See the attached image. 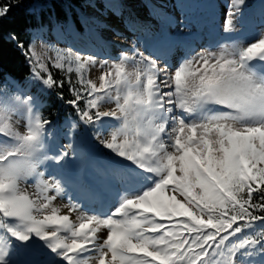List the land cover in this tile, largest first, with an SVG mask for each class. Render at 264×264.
Returning <instances> with one entry per match:
<instances>
[{
	"label": "snow or ice",
	"instance_id": "snow-or-ice-1",
	"mask_svg": "<svg viewBox=\"0 0 264 264\" xmlns=\"http://www.w3.org/2000/svg\"><path fill=\"white\" fill-rule=\"evenodd\" d=\"M19 3L0 0V33ZM247 6L228 0L226 33ZM7 38L31 82L76 119L69 142L53 146L40 97L0 76V264H264V20L251 41L174 67L135 45L98 60L70 48L38 52L36 33L27 46L14 32ZM93 68L103 70L98 82ZM81 126L106 150L116 195L100 209L69 196L62 214L54 202L65 186L41 169L76 154ZM20 253L26 259H14Z\"/></svg>",
	"mask_w": 264,
	"mask_h": 264
},
{
	"label": "rangeland",
	"instance_id": "rangeland-1",
	"mask_svg": "<svg viewBox=\"0 0 264 264\" xmlns=\"http://www.w3.org/2000/svg\"><path fill=\"white\" fill-rule=\"evenodd\" d=\"M160 1L163 2L165 9L159 10L158 14L156 15L158 16L160 14L161 17V12L162 14H164V11L169 12L171 21H167V19L165 18H159V20H157L159 26L157 25V27H155L154 24L145 23V25L141 29H137V28L128 29V31L118 30L114 26L115 21H113L112 18L118 21L119 20L125 21L126 19H130V20L136 19L137 14L130 13V10L128 9L131 6L130 4L124 3L123 0H107L106 3L107 5L102 7V9L97 10V12H99L102 18L106 19V22H100V21L98 22V21L90 20L87 13V7L86 5H84L85 13L81 16L82 31H77L72 25V23L65 27L58 26V28H56L51 33L47 32L46 30L45 31L43 30L41 33H39L36 30H33V33H36L37 51L43 52L48 49L70 48L73 51L80 52L83 55H94L97 57L98 60H105V59L115 60L119 58L121 51H128L131 49V48L122 49V47H120V44L116 43L118 42V39L126 38V36L127 37L130 36L129 38L132 39L133 42L136 41L141 42L139 40L140 35L144 34V32L145 33L148 32L149 37L147 38V40L145 39L144 42L145 44L143 45V47H141V50L142 52L145 53V55H152V54H148L147 52H151L152 47L155 44L165 42L167 38L169 39L179 38L181 40L186 41L187 39H190V37H195L194 35L197 34L198 30L193 32V27L191 25H186L185 27H183L184 22L182 20V17L179 16L181 15L180 10L178 12V9L176 8V3L178 0H160ZM190 1L194 3L200 2L198 0H190ZM140 2H142L145 5V3H147V0H141ZM111 3L124 5L126 7L125 11L121 10L123 13L119 11H115V12L112 11L111 6L109 5ZM261 3H264V0H262ZM181 4H184V2ZM185 5L187 4L185 3L184 6ZM225 6L226 7L224 8L226 10L225 9L223 10V20L225 17V13L227 11V4ZM249 7L251 6L248 5L247 8ZM255 9L256 7H254V10ZM258 12H264V9L262 10L258 7ZM141 14L142 16L149 15L148 12H142ZM252 15H255L258 18L256 14H250V16ZM164 16L166 17V15ZM221 18H222V13L219 16L215 17V19H219L215 27L217 29H220L219 31L222 33L221 28L223 27V20ZM172 19L176 22L175 25H173ZM107 22L110 23L107 24ZM260 25H258V27H255L252 30L254 34L260 30ZM149 29L152 30L153 32L151 33ZM101 31H103L102 35L100 33ZM239 31L240 29L237 27L235 34L239 33ZM116 32H119L121 35L116 36L115 35ZM32 38H33V34H32ZM235 39H238L239 41H243L242 39L239 38H235ZM178 44L180 45V43ZM171 45H173L172 42ZM203 50L204 49H201L199 51H203ZM49 54L51 55L53 53L49 52ZM175 65L177 64L175 63L174 66ZM51 70L53 71L54 76L57 75L63 78L58 70L54 68ZM102 71L103 70L101 69L93 68L89 73V76L90 78L97 80L98 82V77L101 75ZM97 73H99V75H97L96 77L95 75ZM38 96L40 97L41 100V106L39 110L42 112L46 103L45 100L43 99V96L40 95ZM105 107H111V105H106ZM68 123L69 121L63 124L53 121L52 129H51V143L53 144V146L59 147L69 142L67 136L65 135L67 131ZM20 127L21 130H23V121H21ZM76 136H78V133L76 134ZM76 136L74 137L76 154L73 157L69 158V160L63 162L61 165H56L53 164L52 162H47V164L42 165L41 170L47 168L46 177L49 175H54L57 179L61 180V182L64 184L66 189V194L61 198L58 197L57 200L54 202V204L58 207L64 206L65 204L69 203L68 197L71 196L74 202L79 201L80 203L84 204L86 208H96V209L106 208L110 204V202L115 198L116 195L115 187L113 183L110 181L109 177L104 178L102 176V171L106 167V162H107L106 150L99 148L92 140L89 139V135L86 142L84 143H82L81 140H77ZM72 172L78 173V175L81 177L80 179L81 181L79 182L80 185L85 186L89 184L90 187L93 186L94 189L99 190V193L101 192V194L96 197H89L80 194L78 192L80 191L79 189H77L78 193H76L74 191V188H72L70 185L69 187L66 186L65 180H67L72 175ZM31 184L32 181L29 180L27 185L29 191L32 190L30 187ZM103 185L107 187L105 190H103ZM90 193L94 194L95 196V193L97 192H90ZM66 211L69 213L68 208H66ZM71 216L72 219L75 220V214L72 213ZM14 259L22 261L26 259V257L24 256L23 253H20L19 255L15 256Z\"/></svg>",
	"mask_w": 264,
	"mask_h": 264
},
{
	"label": "trees",
	"instance_id": "trees-1",
	"mask_svg": "<svg viewBox=\"0 0 264 264\" xmlns=\"http://www.w3.org/2000/svg\"><path fill=\"white\" fill-rule=\"evenodd\" d=\"M93 0H20L19 6L14 7L10 15L3 22L0 33V76L8 80L13 78L25 87H31L40 92L38 86L30 80V67L24 55L13 41L7 38L9 32L18 34L20 40L27 43L32 40L33 30L47 27L53 29L60 24L67 25L74 21L81 29L80 17L84 11V3ZM61 79L60 76H55ZM66 99H71L67 85L63 89ZM46 99L45 117L55 119L75 114L72 107L64 104L57 98L55 92L48 94ZM255 198V194H254Z\"/></svg>",
	"mask_w": 264,
	"mask_h": 264
},
{
	"label": "bare ground",
	"instance_id": "bare-ground-1",
	"mask_svg": "<svg viewBox=\"0 0 264 264\" xmlns=\"http://www.w3.org/2000/svg\"><path fill=\"white\" fill-rule=\"evenodd\" d=\"M106 1V2H105ZM141 0H123L124 3L126 4H130V8H128L130 10V13L133 14H137L136 19H124L125 21H118L114 18H112L113 21H115L114 26L120 30V31H128V29H141L145 23L146 24H154L155 27H157L158 25V18L160 17V15H156L158 14L159 10L161 9H165V6L163 4L162 1L160 0H147V3H145V5L140 2ZM107 3V0H96L93 4H86L87 7V13L89 16L90 20H94V21H100V22H106L105 18H102V16L99 14V12H97L98 9H102V7H104ZM110 3V2H109ZM187 4V2H184V4ZM183 4V7H184ZM112 8V11H125V6L124 5H120V4H116V3H111L109 4ZM128 6V7H129ZM186 6V5H185ZM260 9H264V5L259 6ZM167 9V8H166ZM225 9V8H224ZM122 10V11H121ZM148 10V11H147ZM226 10V9H225ZM142 12H148L149 15L147 16H142L141 13ZM161 12V11H160ZM227 12V11H226ZM123 13V12H122ZM250 21H255L258 22L257 17L255 15L250 16L249 13H245L241 19V22L243 23H248ZM93 22V21H92ZM90 23V22H89ZM110 22H107V24H109ZM98 24V23H97ZM92 25V24H91ZM113 25V24H112ZM152 27V26H151ZM68 29V28H67ZM94 29V28H93ZM72 30V29H71ZM150 30V29H149ZM70 31V30H69ZM60 32V31H59ZM150 32L152 33L153 31L150 30ZM101 35L103 33V31L100 32ZM58 34V33H57ZM129 34V33H128ZM146 35V36H145ZM148 32L144 34H141L139 37V41L133 42L132 39H130V36H126V38H122V39H118V42L120 44V47H122V49H126V48H132L133 45H135V47L141 50V47H143V45L145 44V39L148 37ZM49 36V35H48ZM50 37V36H49ZM123 37V36H122ZM125 37V36H124ZM55 38V37H54ZM211 42V44H213V38H209ZM112 44V43H111ZM156 45V44H155ZM175 44L171 45V46H164L163 44L157 45L156 47H154V51L158 52L160 55H154V57H159L161 58L162 61H166L170 66H173V63L170 61L171 58L174 57V55L178 56V49L175 50L174 48ZM185 46V45H183ZM117 51V50H116ZM142 51V50H141ZM175 51V52H174ZM113 52V51H112ZM120 52V50H119ZM149 53V52H147ZM179 61L175 60V63L177 64ZM97 75H99V73H97L95 76L97 77ZM88 162V161H87ZM74 181H77V178H74ZM109 183V182H107ZM112 189V188H111ZM80 191H83L84 189L80 187L79 189ZM104 190V189H103ZM108 190V189H107ZM78 191V192H80ZM91 192H96L94 189L90 190ZM77 192V189H76ZM77 192V193H78ZM107 193V192H106ZM91 195H94L92 193H89ZM98 193H95V195H97ZM61 198V197H60ZM106 198V197H105ZM90 199V198H89ZM93 201V200H92ZM65 204V203H64ZM60 208H62V214H68V212L66 211V208L61 206Z\"/></svg>",
	"mask_w": 264,
	"mask_h": 264
}]
</instances>
